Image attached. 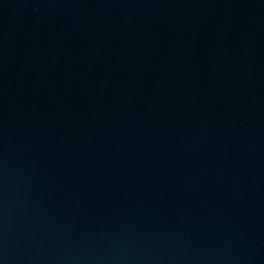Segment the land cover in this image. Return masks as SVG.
Returning a JSON list of instances; mask_svg holds the SVG:
<instances>
[{
  "label": "water",
  "instance_id": "obj_1",
  "mask_svg": "<svg viewBox=\"0 0 264 264\" xmlns=\"http://www.w3.org/2000/svg\"><path fill=\"white\" fill-rule=\"evenodd\" d=\"M0 264H264V0H0Z\"/></svg>",
  "mask_w": 264,
  "mask_h": 264
}]
</instances>
